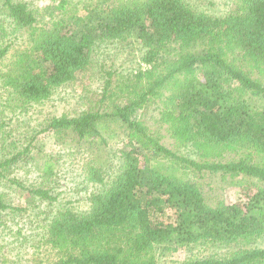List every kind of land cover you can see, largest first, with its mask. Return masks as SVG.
I'll return each mask as SVG.
<instances>
[{"label":"trees","instance_id":"16d2710c","mask_svg":"<svg viewBox=\"0 0 264 264\" xmlns=\"http://www.w3.org/2000/svg\"><path fill=\"white\" fill-rule=\"evenodd\" d=\"M55 3L47 8L59 14L39 26L38 9L0 0L1 231L36 222L31 246L52 251L50 264H164L159 252L205 246L213 251L176 264H264V0H233L219 15L190 0ZM17 30L26 45L7 60ZM110 45L138 50L139 66L101 61ZM86 77L100 82L91 105L16 138L35 104ZM154 110L189 154L142 118ZM73 147L85 155L84 210L55 192ZM22 169L37 170L35 180ZM206 174L246 182L250 194L212 202L198 181Z\"/></svg>","mask_w":264,"mask_h":264},{"label":"rangeland","instance_id":"374dc122","mask_svg":"<svg viewBox=\"0 0 264 264\" xmlns=\"http://www.w3.org/2000/svg\"><path fill=\"white\" fill-rule=\"evenodd\" d=\"M30 4L32 8L37 10V19L38 25L48 26L51 19H54L59 11L55 10L50 11L47 8V5L56 4L57 0H24ZM193 4H196L197 7L204 9L206 12L214 15L226 13L232 6L233 0H190ZM53 12V14H52ZM20 32L13 31L11 35L12 39H15V43L12 45L8 58L12 57V54L18 50V52L26 45V41L22 37H18ZM18 37V38H17ZM120 47V46H119ZM115 47V45H110V47L104 48V51H101L100 57L101 61L104 59L106 63H115L116 66L120 68H135L139 66V54L138 50L130 52L129 49L126 52H122L123 49ZM121 51L122 53H117ZM129 53L131 55L127 56ZM6 61L3 60L0 62V67L4 66ZM144 65V64H143ZM100 82L97 78L86 77L83 81H76V83L60 88L57 92L53 94V97L48 101H45L41 104H35L30 110V113L27 117H24V121L21 123L22 126L18 127V130L15 134L16 138L20 139V134L23 132H28L34 126L38 129L41 127L38 123H43L47 118L60 115L63 113H68L74 115L87 106L91 105L95 100L97 93L99 91ZM153 114H157V111L149 112L148 118L145 119L147 124L151 127L152 130L159 133L161 141L169 145L170 148L179 151L181 154H189V149L181 146H177L176 141L171 139L165 128H160L159 124L155 123ZM23 139V138H22ZM112 148L115 147L114 144H110ZM49 151L56 155V150L48 146ZM65 153L67 155L65 156ZM60 159L61 166L65 162L64 170L69 169L65 175H61L62 178L58 177L56 180V194L59 196L60 204H65L70 201L71 205L78 208L79 210H84L89 206L88 202V193H89V184L87 181H83L82 174V163L85 160L83 151L77 147H73L71 153L69 154L66 150ZM101 158H105L107 151H100ZM108 156V155H107ZM66 159V161H65ZM37 170L32 169L30 172L21 170L18 173V176L21 179L28 178L27 182L35 180ZM200 186L204 189L205 194L209 197L212 202L224 199L225 202L234 203L236 201H243L246 199V195L250 194L249 185L244 182L242 185L231 184L229 180H222L219 175L206 174L199 180ZM28 208V207H27ZM45 210V208L43 209ZM27 213V212H25ZM24 215V212L23 214ZM173 216L172 213L169 214ZM9 216V217H8ZM7 217L10 218L14 216L9 214ZM22 217V216H21ZM19 217V218H21ZM44 217V215H43ZM27 221V220H23ZM35 225V226H34ZM36 227V229H35ZM42 227L36 226V222H26V225L23 226V233L21 234H11L10 232H3L0 228V246H2V257L0 258V264H50L57 259L55 254L42 247H32L31 245L37 244L38 239L41 236L40 232ZM36 234L35 238H33ZM39 233V234H38ZM24 237L31 239L30 244L24 241ZM25 242V245L19 246ZM32 243V244H31ZM31 247V248H30ZM201 249V250H199ZM213 250H210L209 247H195L191 251H186L185 249H180L176 252L170 251L165 253L158 254V260L164 264H176L184 259L191 257V254L195 253L199 257H204L208 255ZM195 256V257H197Z\"/></svg>","mask_w":264,"mask_h":264}]
</instances>
